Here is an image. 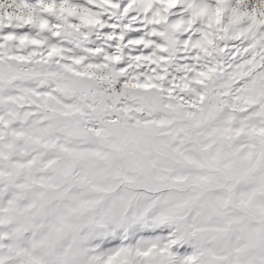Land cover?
<instances>
[{
    "label": "snow or ice",
    "instance_id": "1",
    "mask_svg": "<svg viewBox=\"0 0 264 264\" xmlns=\"http://www.w3.org/2000/svg\"><path fill=\"white\" fill-rule=\"evenodd\" d=\"M0 264H264V0H0Z\"/></svg>",
    "mask_w": 264,
    "mask_h": 264
}]
</instances>
